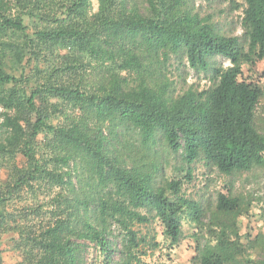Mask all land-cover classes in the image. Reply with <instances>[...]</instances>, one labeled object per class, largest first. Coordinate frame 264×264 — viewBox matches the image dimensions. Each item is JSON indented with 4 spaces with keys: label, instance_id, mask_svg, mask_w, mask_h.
<instances>
[{
    "label": "trees",
    "instance_id": "1",
    "mask_svg": "<svg viewBox=\"0 0 264 264\" xmlns=\"http://www.w3.org/2000/svg\"><path fill=\"white\" fill-rule=\"evenodd\" d=\"M193 1L0 0V239L18 232L16 264H140L176 247L184 224L193 263L264 264V234L237 221L241 198L219 193L204 223L181 179L158 182L168 153L188 179L197 162L264 172V89L243 70L264 58V0H245L241 36L218 32ZM173 58L211 85L175 95ZM26 197L20 216L9 211ZM153 222L161 240L135 228Z\"/></svg>",
    "mask_w": 264,
    "mask_h": 264
},
{
    "label": "rangeland",
    "instance_id": "2",
    "mask_svg": "<svg viewBox=\"0 0 264 264\" xmlns=\"http://www.w3.org/2000/svg\"><path fill=\"white\" fill-rule=\"evenodd\" d=\"M143 6V0H136ZM192 6L202 15L210 16L218 32L226 36H241L243 34L242 18L245 7V0H194ZM93 8L97 7L96 0H93ZM16 10V9H14ZM34 19V18H32ZM29 17L25 16V23L30 25ZM27 57L23 61L26 63ZM10 61V59H8ZM215 62L219 65L228 66L229 62L223 57L216 58ZM31 67V66H30ZM27 66V72L31 69ZM167 77L172 82V90L175 95L184 92L188 88L203 90L211 85L209 75L206 73H197L190 68L188 63H180L173 58L168 65ZM244 76L249 80L258 82L264 89V58L257 60L251 65H243ZM14 74L19 75V70ZM56 122V120H55ZM257 123L261 129H264V94L257 109ZM22 160L19 156L18 162ZM183 165L181 156L174 153H168L163 162V170L158 177V182L164 183L167 179L183 181L182 192L187 197L200 200L205 208L203 222L207 223L212 217L217 204L219 193H229L241 198L243 203L242 212L237 217L242 232L250 230L252 235L264 234V172L256 169L255 171L227 176L218 170L207 167L204 162L194 164L192 177H185V171H177ZM74 170V167H72ZM76 171H73L75 175ZM8 170L0 167V178L3 182L7 180ZM48 190H43L46 193ZM44 195V194H42ZM41 195V197H42ZM22 201L15 200L13 204L8 205V209L17 216L23 213V206L30 203V198L26 197ZM18 219H20L18 217ZM136 230L141 235H156L157 240L162 239L161 227L157 222L146 225H137ZM191 230L187 224H184V236L180 243L170 249L166 245H161L155 252L148 251L146 256L141 259L140 264H195L192 262L193 255L196 254L193 238L190 237ZM18 237V232L13 231L1 236L0 244L2 250V264H16L22 260L21 252L14 246V238ZM120 239L116 242L119 244ZM89 262L92 261L93 251L87 254Z\"/></svg>",
    "mask_w": 264,
    "mask_h": 264
},
{
    "label": "clouds",
    "instance_id": "3",
    "mask_svg": "<svg viewBox=\"0 0 264 264\" xmlns=\"http://www.w3.org/2000/svg\"><path fill=\"white\" fill-rule=\"evenodd\" d=\"M229 62V61H228Z\"/></svg>",
    "mask_w": 264,
    "mask_h": 264
}]
</instances>
